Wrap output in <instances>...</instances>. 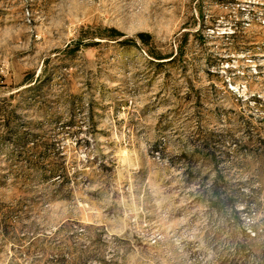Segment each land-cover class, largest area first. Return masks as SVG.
Instances as JSON below:
<instances>
[{"label": "rangeland", "instance_id": "374dc122", "mask_svg": "<svg viewBox=\"0 0 264 264\" xmlns=\"http://www.w3.org/2000/svg\"><path fill=\"white\" fill-rule=\"evenodd\" d=\"M0 264H264V0H0Z\"/></svg>", "mask_w": 264, "mask_h": 264}]
</instances>
